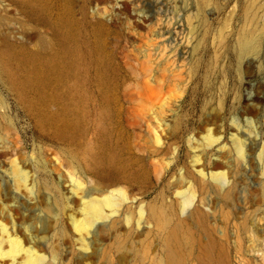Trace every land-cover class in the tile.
<instances>
[{
	"label": "rangeland",
	"instance_id": "rangeland-1",
	"mask_svg": "<svg viewBox=\"0 0 264 264\" xmlns=\"http://www.w3.org/2000/svg\"><path fill=\"white\" fill-rule=\"evenodd\" d=\"M30 1L0 0L4 248L2 225L42 264H264V42L238 44L264 0ZM101 186L125 198L83 247Z\"/></svg>",
	"mask_w": 264,
	"mask_h": 264
},
{
	"label": "bare ground",
	"instance_id": "bare-ground-1",
	"mask_svg": "<svg viewBox=\"0 0 264 264\" xmlns=\"http://www.w3.org/2000/svg\"><path fill=\"white\" fill-rule=\"evenodd\" d=\"M27 3H30V0H24ZM204 4L209 5V0H201ZM256 10L255 6H250L248 12V22L249 26L242 30L238 37V44L243 52L257 54L261 50V47L264 42V23L260 24L258 20L257 13L253 12ZM65 25V23H63ZM57 36V35H56ZM60 37V36H59ZM68 38V37H67ZM69 39H67V42ZM65 42L63 45L64 54L71 53V47L68 43ZM51 43V42H50ZM48 46V45H47ZM63 54V53H62ZM57 55V54H56ZM56 56H37L35 61L41 66L46 65L48 69L53 68L57 65V61L53 58ZM9 81L12 83V86L15 87V79L10 73H7ZM151 102V100L149 101ZM52 117V116H50ZM214 141L213 138L210 139ZM238 153L241 158L246 157V152L244 146L241 141L237 142ZM95 160H93L94 162ZM99 174V173H97ZM22 177V176H21ZM219 178L225 179L226 175L224 173L218 174ZM22 179H24L22 177ZM98 185V184H97ZM99 186V185H98ZM101 194H107L108 188L101 186ZM125 198V191L121 187H115L112 191L108 193V195H104L102 199L93 198L90 195H87L85 200H83V216L84 218L79 222H74L75 229L78 233L81 234V242L83 247H88L89 245L86 243V238L83 233H89V229L94 227L98 220L103 219L106 216L105 210L108 208L110 210H114L118 207V201L120 199ZM191 202L190 198H186L185 204ZM3 234L7 236V244L8 248H4V240H0V258L2 259H10L11 264H18L17 260L20 255H26L25 260L22 261L21 264H42L43 258L39 256L38 252L35 250L33 246L26 248L22 241L10 234V232L6 229L5 226H1Z\"/></svg>",
	"mask_w": 264,
	"mask_h": 264
}]
</instances>
